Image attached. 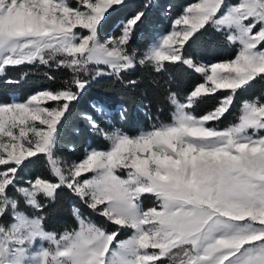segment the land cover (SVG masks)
Listing matches in <instances>:
<instances>
[{"label": "snow or ice", "instance_id": "6c2138e0", "mask_svg": "<svg viewBox=\"0 0 264 264\" xmlns=\"http://www.w3.org/2000/svg\"><path fill=\"white\" fill-rule=\"evenodd\" d=\"M154 7L0 0V84L25 81L7 75L21 66L56 84L0 100V264H264V0L169 4V28L140 46ZM211 33L231 58L209 59ZM101 79L132 92L147 79L171 118L133 135L126 107L96 100L80 116L107 146L69 155L66 122ZM61 193L76 227L57 232Z\"/></svg>", "mask_w": 264, "mask_h": 264}, {"label": "trees", "instance_id": "16d2710c", "mask_svg": "<svg viewBox=\"0 0 264 264\" xmlns=\"http://www.w3.org/2000/svg\"><path fill=\"white\" fill-rule=\"evenodd\" d=\"M143 0H130L132 4H140ZM159 7H154L148 10V15L145 19V23L141 25L138 45L143 46L144 42L150 39L155 32L165 30L169 25V19H167L163 12L167 5L171 4L174 6L173 15H175L180 6L190 0H154ZM118 19L117 16L111 18L110 23H114ZM106 28L109 25L105 26ZM214 36L212 42H207L202 40V45L205 47L208 53V57L211 60L226 59L232 57L234 54V49L223 45L220 42L219 35L211 33ZM49 69L40 66L39 68H32L31 66H21L16 68H9L7 75L12 78H18L20 73L28 72L29 75L25 81L19 85H8L0 84V100H9L11 94H15L21 99L38 88L43 87H55L56 84L50 81L47 76L44 75ZM51 75L57 78L62 77L64 74L62 72H51ZM143 70L137 68L134 72L130 74L132 78L141 76ZM177 76L180 75L179 70H177ZM147 90L148 96L145 97L141 94L142 90ZM149 99L152 101L151 110L145 109L144 101ZM96 100H105L113 105H123L128 109L127 121L122 126L130 134L134 133L140 127L150 126L155 122V118L159 116L160 120L166 122L170 120V110L167 105L163 104L162 101H157L154 98V90L151 85L145 79L144 83L138 86L135 92L131 90L121 89L118 85L113 86L112 82L108 79H101L98 83H94L91 88H89L82 96L79 104H77L66 122L65 127V143L72 144L75 146L76 152H68L69 155L80 156L82 155L84 147L91 143L93 146L106 147V142L101 140L99 137H94L87 129L86 121L81 119L80 114L83 112H91V102ZM159 107L163 108V111H158ZM239 102L236 107H234L231 112L226 116V118L220 124V127H224L230 122H233L236 117H238ZM149 116L152 119H149ZM79 127L81 128V134L79 136L75 135L73 129ZM148 203V201H146ZM71 206L72 198L67 193H61L58 202V214L50 224V230L54 229L57 232H62L64 228H73L76 225L75 220L71 216ZM123 237V236H121ZM120 237V238H121Z\"/></svg>", "mask_w": 264, "mask_h": 264}, {"label": "rangeland", "instance_id": "374dc122", "mask_svg": "<svg viewBox=\"0 0 264 264\" xmlns=\"http://www.w3.org/2000/svg\"><path fill=\"white\" fill-rule=\"evenodd\" d=\"M169 25H170V21H169ZM169 25H168V27L165 29V30H167L168 28H169ZM165 30H162V31H157V32H164ZM157 32H155V34L157 33ZM154 34V35H155ZM229 58H231V57H229ZM227 59V58H226ZM218 60H220V59H218ZM41 88H38V89H35V90H40ZM32 92V91H31ZM31 92H29L26 96H25V98L29 95V94H31ZM13 96H16L15 94H11V96H10V98H9V100L11 99V97H13ZM8 101V100H7ZM94 101H92L91 102V104L93 103ZM167 122V121H166ZM149 126H147V127H140L138 130H136L134 133H131V134H137L140 130H142V129H147ZM72 207V206H71ZM75 227H76V225H75ZM123 238H125V236H123V237H121V239H123Z\"/></svg>", "mask_w": 264, "mask_h": 264}]
</instances>
